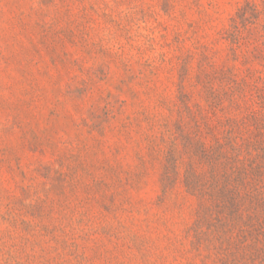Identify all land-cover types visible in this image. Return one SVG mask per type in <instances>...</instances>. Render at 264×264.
<instances>
[{"label":"rangeland","instance_id":"1","mask_svg":"<svg viewBox=\"0 0 264 264\" xmlns=\"http://www.w3.org/2000/svg\"><path fill=\"white\" fill-rule=\"evenodd\" d=\"M263 100L264 0H0V264H242L193 150Z\"/></svg>","mask_w":264,"mask_h":264},{"label":"trees","instance_id":"2","mask_svg":"<svg viewBox=\"0 0 264 264\" xmlns=\"http://www.w3.org/2000/svg\"><path fill=\"white\" fill-rule=\"evenodd\" d=\"M260 79L250 85L262 89ZM255 113L251 109L250 118L257 119ZM193 154H198L199 162L209 164L211 180L204 195L211 204L206 206L205 222L215 239L235 246L236 258L244 259L242 264H264V131L259 128L247 140L230 129L225 141L211 151L198 140ZM196 185L202 193L201 185ZM235 230L241 233L237 239L231 235Z\"/></svg>","mask_w":264,"mask_h":264}]
</instances>
